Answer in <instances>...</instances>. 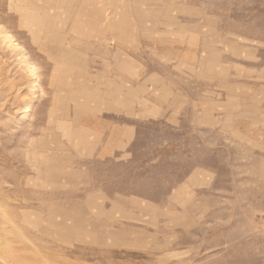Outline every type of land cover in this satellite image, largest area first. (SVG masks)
<instances>
[{"label": "rangeland", "instance_id": "rangeland-1", "mask_svg": "<svg viewBox=\"0 0 264 264\" xmlns=\"http://www.w3.org/2000/svg\"><path fill=\"white\" fill-rule=\"evenodd\" d=\"M0 264H264V0H0Z\"/></svg>", "mask_w": 264, "mask_h": 264}, {"label": "bare ground", "instance_id": "bare-ground-1", "mask_svg": "<svg viewBox=\"0 0 264 264\" xmlns=\"http://www.w3.org/2000/svg\"><path fill=\"white\" fill-rule=\"evenodd\" d=\"M15 40V39H14ZM8 45H9V48L11 49L10 52H11V55L13 57H16L17 58V61L20 63V64H27L28 61H27V58L25 55H22V54H19V45L16 44L15 41H13L11 38L8 40L6 39ZM29 65V64H28ZM27 65V66H28Z\"/></svg>", "mask_w": 264, "mask_h": 264}]
</instances>
